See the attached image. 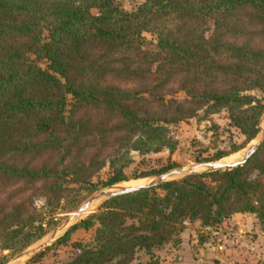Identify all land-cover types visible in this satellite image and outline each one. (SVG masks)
Instances as JSON below:
<instances>
[{
    "label": "trees",
    "instance_id": "16d2710c",
    "mask_svg": "<svg viewBox=\"0 0 264 264\" xmlns=\"http://www.w3.org/2000/svg\"><path fill=\"white\" fill-rule=\"evenodd\" d=\"M263 41L264 0H142L131 10L114 0H0V194L8 189L11 200L0 202V248L36 241L87 194L175 167L125 171L130 151L173 150L168 123L224 112L242 137L213 157L190 154L194 162L242 148L264 109ZM151 73L159 78L149 85ZM175 80L181 101L141 95ZM242 212L264 224V140L241 165L106 198L54 245L91 230L60 264H157L152 251L175 241L185 221L212 226Z\"/></svg>",
    "mask_w": 264,
    "mask_h": 264
},
{
    "label": "rangeland",
    "instance_id": "374dc122",
    "mask_svg": "<svg viewBox=\"0 0 264 264\" xmlns=\"http://www.w3.org/2000/svg\"><path fill=\"white\" fill-rule=\"evenodd\" d=\"M114 1L122 9L131 10L142 0ZM143 36L145 38V47L149 49L153 48L155 44L154 36L147 32H144ZM255 42H258V40H255ZM261 44L264 46V41ZM153 69L152 66L151 70ZM158 78L159 75L157 73H151L146 83L152 85ZM111 82L123 88L138 86L137 82H125L121 80H111ZM155 89H157L153 92L155 94L147 95V93H143L141 95L149 100H152V97H155L154 99L161 97L163 102L171 99L181 101L184 98L183 92L178 91L176 88V80ZM167 127L175 140L173 150L169 151L167 148H162L158 152H149L142 156L134 151H130L133 162L125 171L136 167L160 168L170 162L176 165L171 169L185 168L199 163L192 161L190 154L209 158L213 157L217 151H230L233 146L242 141V137L236 129L228 124L224 112L208 116L197 115L184 118L168 123ZM258 135L257 133L252 140L237 151L214 161L230 163L240 159L243 151L248 145L256 141ZM112 146L114 145L108 144L101 147L100 159H106L108 153L113 149ZM92 151H94L93 147L88 148L86 149V154L88 155ZM195 170L197 172L204 171V168L197 167ZM97 173L101 177H105L107 174L106 164ZM179 177L181 176L176 175L171 178L177 179ZM152 178L153 176L129 179L116 183L112 187L145 184L150 182ZM106 189L109 188L104 187L96 191ZM96 191L85 195L84 201ZM8 193L10 191L7 189L0 194V202L5 204L10 203L11 200L8 198ZM101 201H103L101 198L95 200L93 208L83 214L82 218L93 212ZM35 204L39 206L42 204V201L36 198ZM36 212L38 216H41L40 209H36ZM72 212L57 214L56 225L26 247L15 252L0 248V258H4L0 264L6 260H9L7 264H24L30 257L38 253H40V257L35 262H31V264H60L67 261L75 252L73 243L76 241L86 242L91 236V230L85 231L77 228L70 233L69 239L64 244L54 245V241L63 235L67 224L70 225L74 222L70 220L66 225L62 224L66 218L70 217ZM45 214L43 213L42 216L44 217ZM55 229H57L54 234V239H56L51 244L41 248L29 258L26 256L15 258L24 249L35 248L46 241ZM175 239V241L164 244L152 251L151 257L157 260V264H264V224H261L253 213H233L215 225L204 227L200 226L197 220L185 221ZM149 257L150 255L142 251L136 254V258L140 261H146Z\"/></svg>",
    "mask_w": 264,
    "mask_h": 264
},
{
    "label": "water",
    "instance_id": "95a60500",
    "mask_svg": "<svg viewBox=\"0 0 264 264\" xmlns=\"http://www.w3.org/2000/svg\"><path fill=\"white\" fill-rule=\"evenodd\" d=\"M264 120V109L260 114L259 120H258V137L256 141L246 147V149L243 151L242 155L240 156V159L230 162V163H224V162H217V161H208V162H199L195 165H190L185 168H178V169H170L165 172L159 173L157 175H154L152 180L145 184H139V185H126V186H117V187H108L109 189L106 190H99L96 191L93 195H91L88 199H86L84 202H82L70 215V217L66 218L62 224L66 225L70 220H73L74 222L68 225L65 228V231H67L69 228H71L75 223H77L80 219H82V216L84 213H87L88 207L97 199H106L109 197L126 194L130 192H134L139 189L147 188V187H156L161 185L162 183L171 180L173 176L179 175L184 176L193 172H197L195 168L202 167L204 168V171H212V170H222V169H230L234 166L241 165L243 162H245L258 148L260 143L264 140V129L262 127V123ZM57 231L55 229L51 235L46 239V241L42 242L40 245H38L35 248L32 249H24L23 251L19 252L15 258L17 257H30L32 254L36 253L41 248L48 246L51 244L54 239V234ZM64 231V232H65ZM63 232V234H64ZM9 260L5 261L2 264H7Z\"/></svg>",
    "mask_w": 264,
    "mask_h": 264
},
{
    "label": "bare ground",
    "instance_id": "6f19581e",
    "mask_svg": "<svg viewBox=\"0 0 264 264\" xmlns=\"http://www.w3.org/2000/svg\"><path fill=\"white\" fill-rule=\"evenodd\" d=\"M262 127L264 128V120H263V123H262ZM94 204H95V203H92V204L88 207L87 211H89L91 208H93ZM84 214H85V213H84ZM67 226H68V224H67ZM64 227H65V226H64Z\"/></svg>",
    "mask_w": 264,
    "mask_h": 264
}]
</instances>
